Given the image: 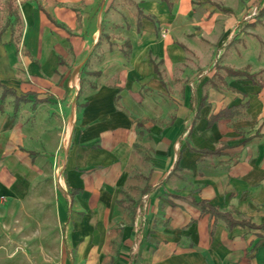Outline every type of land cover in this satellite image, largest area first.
Here are the masks:
<instances>
[{
    "label": "crops",
    "instance_id": "0c3cea01",
    "mask_svg": "<svg viewBox=\"0 0 264 264\" xmlns=\"http://www.w3.org/2000/svg\"><path fill=\"white\" fill-rule=\"evenodd\" d=\"M109 2L18 0L19 43L9 30L0 47V198L59 150L62 264L70 248L74 264H264V229L192 204L264 226V87L226 73L264 80V0ZM138 9L158 30L137 31Z\"/></svg>",
    "mask_w": 264,
    "mask_h": 264
},
{
    "label": "rangeland",
    "instance_id": "374dc122",
    "mask_svg": "<svg viewBox=\"0 0 264 264\" xmlns=\"http://www.w3.org/2000/svg\"><path fill=\"white\" fill-rule=\"evenodd\" d=\"M13 1L18 6V0ZM5 2L0 0V29L9 20ZM128 2V7L132 6V0ZM107 3L110 4L109 0ZM259 31L264 35L263 29ZM7 37L4 35L1 41ZM1 41L0 47L3 46ZM53 158L50 166L38 167L36 177L23 179L16 197L0 198V264H62L56 254L62 236V222L66 220L61 203L65 202L66 208L69 198L59 192L64 180L61 151L57 150ZM68 210V227H72L77 215L73 206ZM50 240H54V245ZM69 255V264H74L71 248Z\"/></svg>",
    "mask_w": 264,
    "mask_h": 264
},
{
    "label": "trees",
    "instance_id": "16d2710c",
    "mask_svg": "<svg viewBox=\"0 0 264 264\" xmlns=\"http://www.w3.org/2000/svg\"><path fill=\"white\" fill-rule=\"evenodd\" d=\"M161 1L166 2L169 9L171 8V5L169 4L168 0H161ZM5 6L7 8V11L9 12V20L6 22L4 27L0 29V41H1L2 36L5 34V32L7 30H10L12 34L11 41H13L14 44H18L20 37H21V30H22V20H21L18 6L15 4L13 0H6ZM136 17H137V31H140L142 19L151 20L155 25V29L158 30L157 22L152 17L144 15L139 9L137 10ZM50 20L54 22L53 19L50 18ZM226 73L229 77L242 78L244 80L251 82L254 86H258L259 88L264 87V80L260 81L258 79L262 75V73L249 74L246 71H234L232 69H226ZM215 77H216L215 78L216 80L211 83V86L215 89H224L225 85L220 82L222 79L219 78V75H216ZM4 93L13 94V91L6 89L4 90ZM246 107L247 105L243 104L239 107L225 109L224 111L220 112L217 116L212 117L208 124L211 125L213 122H216L220 120L221 118H230V117L236 116L238 115V113L241 112V108H246ZM143 127H144V122L138 121L137 129H140ZM138 135L139 137L141 136L140 131ZM192 204L199 208L201 214L203 215L208 214L209 216L218 217L224 220L230 229L235 226L249 227L251 229H264V226L256 227L255 225H252L250 221L245 218L235 219L234 216H239L236 212H219L217 209L211 207L205 201H199V202L192 201Z\"/></svg>",
    "mask_w": 264,
    "mask_h": 264
}]
</instances>
